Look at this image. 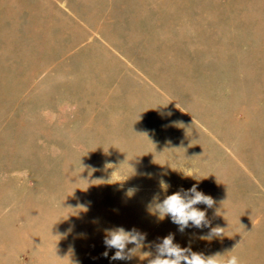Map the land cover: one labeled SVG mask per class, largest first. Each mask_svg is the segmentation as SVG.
Listing matches in <instances>:
<instances>
[{"label": "rangeland", "instance_id": "rangeland-1", "mask_svg": "<svg viewBox=\"0 0 264 264\" xmlns=\"http://www.w3.org/2000/svg\"><path fill=\"white\" fill-rule=\"evenodd\" d=\"M114 227L264 264V0H0V264H148Z\"/></svg>", "mask_w": 264, "mask_h": 264}, {"label": "clouds", "instance_id": "clouds-1", "mask_svg": "<svg viewBox=\"0 0 264 264\" xmlns=\"http://www.w3.org/2000/svg\"><path fill=\"white\" fill-rule=\"evenodd\" d=\"M185 176H192L189 169L183 171ZM162 187L166 188L165 182L161 181ZM133 190H130V192ZM156 203L152 211L157 215L158 219L163 220L170 217L171 221L178 226L180 232H184L188 227L198 229L210 228V232L203 239H212L213 237H221L224 235V228L219 226L211 227L206 217V211L196 207L204 204L208 208H212L215 201L211 196L205 195L197 191L196 186L188 190L181 189L171 195H167L162 201H159L158 195L154 197ZM146 234L140 232L136 228L125 230L123 227H114L105 230L104 244L107 249H115L112 260H130L137 256L139 252L141 256H151L148 264H241L236 255H230L232 251L224 254H214L205 256L202 253L191 251L190 248H182L179 244L174 243V235L169 234L160 239L159 243H155V253L142 252L145 247ZM129 245L133 247L129 248ZM105 257L108 252L103 253Z\"/></svg>", "mask_w": 264, "mask_h": 264}]
</instances>
